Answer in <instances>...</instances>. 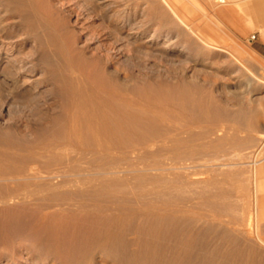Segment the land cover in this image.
I'll use <instances>...</instances> for the list:
<instances>
[{
	"label": "rangeland",
	"instance_id": "374dc122",
	"mask_svg": "<svg viewBox=\"0 0 264 264\" xmlns=\"http://www.w3.org/2000/svg\"><path fill=\"white\" fill-rule=\"evenodd\" d=\"M254 3L257 2L54 0L52 8L61 9L55 15L59 25L55 34L63 37L62 47L67 48L64 51H59L52 35H41L36 40L14 27L20 24L18 21H10L13 37L7 41L12 44L2 47V42L7 41L0 38V146L18 153L17 157L8 156L14 166H32L37 175L0 177V193L23 189L53 172L66 171L63 175L66 178L69 174L67 179L93 177L97 166L116 159L104 151L93 154L92 131L82 132L81 138L68 137L71 130L63 111L74 99L73 87L58 78L69 75L65 61L71 58L86 67L101 98L107 97L105 91L114 85L130 103L139 105L134 108L129 102L118 101L121 115L113 152L119 162V175L115 176L120 178L109 189L112 194L129 195L142 203L167 201L165 204L185 205L178 225L184 233L194 234V245L186 251L188 259L184 257L176 263L202 264L200 257H214L215 247L223 248L224 243L229 246L223 249L231 251L241 246L263 258L264 199L262 211L257 196H264V18L253 13L259 10L249 7ZM67 51H72L71 57ZM50 117L54 123L46 128ZM170 137L173 154L182 160L189 158L187 169H170L167 173L154 169L164 168L162 165H139L136 172L129 169L131 163L137 162L130 152ZM66 138L73 140L66 144ZM50 143L54 147L43 148ZM178 148L183 151L180 153ZM11 163L5 164L13 166ZM17 226L15 232L22 228ZM129 226L133 231L136 224ZM14 229L1 236L12 240L6 244L5 256L29 264L36 255L43 258L48 244L46 247L42 243L47 241L42 239L37 249L19 250L11 238ZM4 239H0V247L5 245ZM99 259L95 258L97 264H134ZM78 261L86 264L87 258L81 256Z\"/></svg>",
	"mask_w": 264,
	"mask_h": 264
},
{
	"label": "bare ground",
	"instance_id": "6f19581e",
	"mask_svg": "<svg viewBox=\"0 0 264 264\" xmlns=\"http://www.w3.org/2000/svg\"><path fill=\"white\" fill-rule=\"evenodd\" d=\"M53 1L54 0H0V38L3 39L2 41H7V39L13 37L11 22L18 21L20 24L17 26V23H15L14 27H17V30H19L21 34H26L24 36L39 40L41 38V35H52L59 44L58 46L56 43V45L59 47V51H64L63 49L66 47H62V45L65 46L63 37H59L55 34V32L59 30V25L56 21L57 19L55 20V17L61 13V9L52 8L51 3ZM62 1L64 0H58V2ZM55 3L56 1L53 4L55 5ZM67 40L69 39L67 38ZM10 42L11 41L2 42L1 46L8 48ZM57 46H55V49ZM69 47L70 45L68 46V48ZM62 51L59 53H62ZM71 52L72 51H67V53L69 54ZM71 56L72 53L70 54V57ZM65 63L69 72L67 74L69 75H67L66 77L58 78V81H65L68 85L73 87L74 96L71 104L63 111V113L67 117L69 128L71 130V136H67L78 137L82 134V132L86 130L92 131L94 134V149L91 150L93 154L98 151H104L107 154L112 155V157L116 159H114V161H112L111 163L109 162L110 164L107 162L108 160H106L107 165H100L97 167L95 166L97 171L95 174L93 173V177H81L77 179H75V177L74 179H67L69 174L67 175V177L65 175L66 178H64L63 175V172L66 171H63L62 174L53 172L44 176L43 180L34 182L31 185L24 186L23 189L21 188L14 189L8 192H1L0 237L5 231L14 229V227L20 225L17 226V228L22 227L21 229L19 228V230H17L16 232L14 229V238L11 236L7 237H11L14 243H16V248L23 251L24 249L28 248L32 250L37 249L39 243L41 244V240L45 239V241L47 242L44 244V242L42 241V244L45 246L46 244H48V248H45L46 250L43 249L44 251L42 250L43 258H40V255L38 256L35 254L36 256L33 257V261H31L30 264H82L80 261H78V258L81 256L87 258L86 264H97V262H95V258L97 256L102 262H105L107 260H114V263H116L117 261L121 262L122 260H126L129 262L131 261L134 264H175L179 260L183 261L184 257L187 258L188 256L186 251L193 249L191 247L194 245H192L194 234L191 233V235L184 233V228L182 229L180 228L181 226L178 225V222L185 212L182 209L185 205L183 207L171 203H167V205L165 204L167 201H164V204L155 202L142 203L136 199L135 201L132 200L130 197H128L129 195L119 196L120 194L117 195L110 193L109 185H111L112 182L114 183L118 181L120 178L115 176V174L119 170V162L117 156H114L113 152V149L117 145L115 138L119 133V123L117 119L121 115V109L119 107L118 101H123L126 104L129 102L128 104H132V107L134 108L139 107V105L134 101L130 103V99L128 100V98L126 97L127 95L125 96V94H120L119 88H117L118 86L114 85H111V87L107 88V90L105 91L107 97L101 98L98 92H96L94 90V87L92 86V78L87 73L86 67L80 65L82 62L79 64L77 61H73L70 58L66 60ZM86 66L87 69H89V66ZM148 107L152 108L153 106L148 105ZM53 123V119L51 117L48 118V120L46 121V128L51 127ZM79 138H81V136ZM177 138L181 139V137ZM66 139V144L73 140V138H68L67 140ZM180 141L178 143H180ZM170 142H172L171 137L163 138L137 147L133 151L131 150L132 152L129 151L130 156L133 155L137 159H135L137 162H130V168H128L131 170L133 169L134 172L137 171L136 167H139V165H143L144 167L162 165L165 167L162 169L159 167L154 169L164 171H169L170 169L178 170L181 168L187 169L188 167L186 164L188 161L186 162V159L189 158H185V160H182L181 158L179 159L178 156H175L171 151L172 147H170ZM185 142L187 141L185 140ZM178 143H176V145ZM187 144L189 145L190 142ZM180 145L182 146V144ZM50 147H54V145L50 143V145L47 144L43 148L48 150ZM4 148L3 146H0V177L17 178L22 175H37V172L32 166L26 167L23 164H17L18 166H14L13 158L11 157L13 161L11 163V161L8 160V156H14L18 153H14L13 151L8 152L9 150L11 151V149L8 148L9 150H5ZM178 150L180 151V148H178ZM182 151H180V153ZM109 157L111 160V156ZM6 161L7 164L9 161V164L11 163L13 164V166H6ZM99 163L101 164V162ZM189 166H191V163ZM126 167L127 166H125V168ZM93 168H91L92 171ZM74 171H76V169ZM67 173L70 172L67 171ZM166 173H164V176L167 175ZM138 174H140V172ZM138 174L135 175L139 176ZM142 175H144V173H142ZM164 176L161 177L164 178ZM172 177L174 176L172 175ZM170 181L172 182L173 180H168L167 182ZM162 183L164 182H161V184ZM118 185L120 184L118 183ZM161 186L159 185L158 187ZM62 190H65L67 192L63 193ZM171 190L173 189L171 188ZM164 192L165 191H163V193ZM168 193L170 194V191ZM215 197L218 198V196ZM169 202H171V200ZM191 213L192 212H189V214ZM247 218L249 219L248 221L250 224L251 220L249 217ZM238 220L240 221V219ZM236 223L238 224V222ZM130 224H136V227H134L135 229L133 228V231L129 229ZM246 224H248V222ZM238 228L243 230L241 226ZM6 234L9 235V233ZM249 234H252V232ZM1 238L4 239V237ZM260 239H262V237ZM259 241L257 242V244L259 243ZM10 242H12V240H10L9 238H5L3 240V244L5 245L0 247V264H29L23 261L18 262L13 256V258H7L5 256V253H7L8 251L6 250V244H10ZM254 242L256 244V241ZM239 243H241V241ZM226 244L224 243V245ZM227 246H229V244H227ZM262 246L264 245L262 244L261 247ZM253 247L254 246H252V249L255 248ZM40 248L42 249V247ZM215 248L217 249L214 252V257H211L212 255H209L210 257L208 255L205 256V254L203 253L204 256L200 257L199 261L202 264H264V257L261 258L263 255L261 256V254L259 253L261 257H258L259 255L256 254L257 252L255 253V255L254 252L252 253V251L250 250L241 248V246L240 248L232 249L231 251L229 249L226 250L220 247L218 248V246H216ZM183 252L186 253L184 254ZM180 253H182V255ZM109 263L111 264V262Z\"/></svg>",
	"mask_w": 264,
	"mask_h": 264
},
{
	"label": "crops",
	"instance_id": "0c3cea01",
	"mask_svg": "<svg viewBox=\"0 0 264 264\" xmlns=\"http://www.w3.org/2000/svg\"><path fill=\"white\" fill-rule=\"evenodd\" d=\"M222 1H224V0H222ZM241 1H244V2H246V1L257 2V3H254L253 5H249V7L253 6V7H255L256 9L259 8L258 11H255V12H253V13H255L256 15H258V16L261 17V18H264V9H263V7H264V0H241ZM250 14H251V13H250ZM261 21H263V19H262ZM257 199H258V208L260 207L261 210H262V209H263V203H262V200L264 199V196H260V195H258V196H257ZM262 211H263V210H262ZM260 234L262 235L261 231H260ZM262 236H263V235H262Z\"/></svg>",
	"mask_w": 264,
	"mask_h": 264
},
{
	"label": "built area",
	"instance_id": "2783aa9c",
	"mask_svg": "<svg viewBox=\"0 0 264 264\" xmlns=\"http://www.w3.org/2000/svg\"><path fill=\"white\" fill-rule=\"evenodd\" d=\"M252 38H255V35H253Z\"/></svg>",
	"mask_w": 264,
	"mask_h": 264
}]
</instances>
